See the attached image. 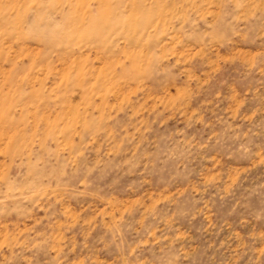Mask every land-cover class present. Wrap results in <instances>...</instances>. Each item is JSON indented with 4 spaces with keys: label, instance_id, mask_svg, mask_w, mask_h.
Wrapping results in <instances>:
<instances>
[{
    "label": "rangeland",
    "instance_id": "obj_1",
    "mask_svg": "<svg viewBox=\"0 0 264 264\" xmlns=\"http://www.w3.org/2000/svg\"><path fill=\"white\" fill-rule=\"evenodd\" d=\"M0 264H264V0H0Z\"/></svg>",
    "mask_w": 264,
    "mask_h": 264
}]
</instances>
